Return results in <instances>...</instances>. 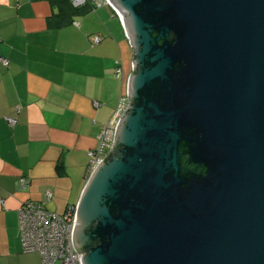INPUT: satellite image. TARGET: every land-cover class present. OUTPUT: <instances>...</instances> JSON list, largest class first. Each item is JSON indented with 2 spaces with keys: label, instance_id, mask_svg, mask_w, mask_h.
<instances>
[{
  "label": "water",
  "instance_id": "1",
  "mask_svg": "<svg viewBox=\"0 0 264 264\" xmlns=\"http://www.w3.org/2000/svg\"><path fill=\"white\" fill-rule=\"evenodd\" d=\"M130 105L77 202L83 264H264V0H108Z\"/></svg>",
  "mask_w": 264,
  "mask_h": 264
},
{
  "label": "crops",
  "instance_id": "2",
  "mask_svg": "<svg viewBox=\"0 0 264 264\" xmlns=\"http://www.w3.org/2000/svg\"><path fill=\"white\" fill-rule=\"evenodd\" d=\"M63 13L51 0L0 4V264H42L39 252L22 249L20 208L46 202L64 214L77 204L91 173L89 152L100 147L133 70L131 43L111 4L59 25Z\"/></svg>",
  "mask_w": 264,
  "mask_h": 264
},
{
  "label": "built area",
  "instance_id": "3",
  "mask_svg": "<svg viewBox=\"0 0 264 264\" xmlns=\"http://www.w3.org/2000/svg\"><path fill=\"white\" fill-rule=\"evenodd\" d=\"M76 7L93 1L96 5L109 3L108 0H71ZM9 0H0V4H8ZM100 36L94 41L100 42ZM5 65L6 58H1ZM122 68H117L121 73ZM130 105L128 94H124L111 119L102 126L100 132V147L89 152L91 171L106 158L114 147L118 122ZM19 109V108H18ZM9 124L17 123L16 117L7 118ZM24 185L25 180L22 182ZM52 194L48 193V198ZM48 199V200H49ZM22 249L25 252H39L42 264H83V255L75 249L72 234L77 219V205H70L64 214H58L47 208L46 202L27 201L19 211Z\"/></svg>",
  "mask_w": 264,
  "mask_h": 264
},
{
  "label": "trees",
  "instance_id": "4",
  "mask_svg": "<svg viewBox=\"0 0 264 264\" xmlns=\"http://www.w3.org/2000/svg\"><path fill=\"white\" fill-rule=\"evenodd\" d=\"M51 2L53 4L59 3L63 7L64 13H63V17L61 18V21L59 22V25H64L66 23H69L73 20L75 15L85 13L90 8L97 6L96 3L93 1H90L80 7L74 6L71 0H51ZM73 205H76V204H73Z\"/></svg>",
  "mask_w": 264,
  "mask_h": 264
}]
</instances>
